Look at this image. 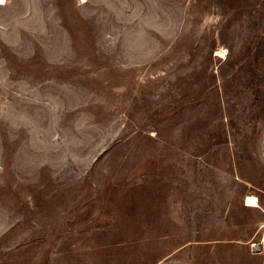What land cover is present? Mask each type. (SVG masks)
<instances>
[{
    "label": "rangeland",
    "instance_id": "obj_1",
    "mask_svg": "<svg viewBox=\"0 0 264 264\" xmlns=\"http://www.w3.org/2000/svg\"><path fill=\"white\" fill-rule=\"evenodd\" d=\"M0 264H264V0L0 4Z\"/></svg>",
    "mask_w": 264,
    "mask_h": 264
},
{
    "label": "bare ground",
    "instance_id": "obj_2",
    "mask_svg": "<svg viewBox=\"0 0 264 264\" xmlns=\"http://www.w3.org/2000/svg\"><path fill=\"white\" fill-rule=\"evenodd\" d=\"M6 0H0V4H4ZM219 54H223L221 51H218ZM244 204L247 207H257L259 206L258 198L254 195H247L244 198Z\"/></svg>",
    "mask_w": 264,
    "mask_h": 264
},
{
    "label": "water",
    "instance_id": "obj_3",
    "mask_svg": "<svg viewBox=\"0 0 264 264\" xmlns=\"http://www.w3.org/2000/svg\"><path fill=\"white\" fill-rule=\"evenodd\" d=\"M260 246H261V244L260 243H257V247H259V248L256 251H259L260 250Z\"/></svg>",
    "mask_w": 264,
    "mask_h": 264
},
{
    "label": "trees",
    "instance_id": "obj_4",
    "mask_svg": "<svg viewBox=\"0 0 264 264\" xmlns=\"http://www.w3.org/2000/svg\"><path fill=\"white\" fill-rule=\"evenodd\" d=\"M255 74H256V73H254V71H253V76H252V77L255 78ZM256 91L259 92L257 88H256ZM238 162H239V161H238Z\"/></svg>",
    "mask_w": 264,
    "mask_h": 264
}]
</instances>
